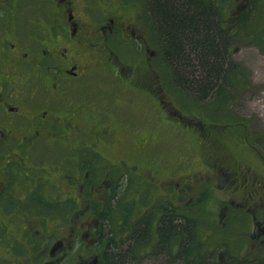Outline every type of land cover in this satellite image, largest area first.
Wrapping results in <instances>:
<instances>
[{
    "label": "flooded vegetation",
    "instance_id": "flooded-vegetation-1",
    "mask_svg": "<svg viewBox=\"0 0 264 264\" xmlns=\"http://www.w3.org/2000/svg\"><path fill=\"white\" fill-rule=\"evenodd\" d=\"M242 1L244 5L231 15L246 10L247 0ZM90 2L0 0V264H108L110 255L127 251L133 264L162 257L157 233L160 221L169 214L180 221L185 217L201 221L180 210L179 202L193 208L189 198H194L202 185L210 187L213 178L211 189L234 186L229 190L236 191L238 197L221 205L222 216L230 212L256 214L254 230L249 233L252 237L247 236L243 244L245 250L256 248L264 237V204L253 201L251 191L242 193L244 186L238 182L247 172L245 168L232 156L217 155L219 159H204L203 173L201 167L194 169L186 161H179L174 169L168 159L148 151L153 128L146 132L144 148L138 149L137 134L129 127L136 125L127 116L121 117L119 98L110 97L113 91L109 89L107 95L99 96L105 89L91 73L88 52L98 59L96 67L100 62L109 73L116 68V74L109 75L116 86L123 72L127 79L140 70L151 72L152 57L158 53L144 36H137L135 26L120 23L123 7L114 12ZM142 41L146 42L145 57L137 60L133 48ZM140 75L146 77V85L153 84L149 76ZM83 85L90 87L92 94L82 91ZM155 90L162 91L159 103L165 111L163 98L169 97L168 92L160 86ZM177 118L200 126V139L206 142L222 129L221 124ZM247 145L252 148L251 156L264 165L259 146ZM228 160L237 165L233 167ZM124 189L134 205L129 231L122 235L110 231L112 223L119 222L126 201V194L121 196ZM199 196L195 205L201 202ZM170 199H178V203ZM212 201L206 203L211 206ZM44 204L62 209L47 210ZM222 216L214 225L201 221L202 238L214 236L215 244H228L227 236L219 232H228L238 216L230 218L231 225L229 218L219 225ZM104 218L109 219L106 224ZM82 227L87 230L79 232ZM230 233L233 230L227 235ZM144 236L147 240L140 249ZM139 257L143 258L135 262Z\"/></svg>",
    "mask_w": 264,
    "mask_h": 264
},
{
    "label": "trees",
    "instance_id": "trees-1",
    "mask_svg": "<svg viewBox=\"0 0 264 264\" xmlns=\"http://www.w3.org/2000/svg\"><path fill=\"white\" fill-rule=\"evenodd\" d=\"M124 2L135 4L134 8L138 11L132 25L136 28V34L144 36L152 43L151 45L158 48L159 51L153 47L158 53L153 61L155 60L156 64L161 66V71L164 66L170 72L171 78L167 79L168 82L166 80V85L177 102L184 106L181 107L200 108L207 115L213 113L227 115L228 105L233 99V97H228L231 95L228 89L231 86L237 87L240 70H242L231 57V53L236 51L232 39L237 41L242 34L255 32L259 36L256 43L264 51V0H247L246 10L239 16L225 14L228 8L230 10L231 4L225 0H124ZM53 6L55 7V5ZM142 42V45L145 46L146 42ZM138 46L136 43L135 48L138 49ZM111 58H113L112 55ZM104 62L106 61L104 60ZM101 65L102 63L99 64V66ZM111 65L113 67V64ZM113 69L116 71L115 67ZM124 74L123 72L119 76L120 83L124 85L123 89H126L124 91L128 93L129 90H134L136 87H127V77ZM145 79L146 77H143V80ZM152 81L153 84L157 83L155 79ZM120 83L112 92L113 97H118ZM140 83L146 85L142 80ZM153 84L152 89L154 90ZM166 85L163 82L160 83V87L167 91ZM83 89L86 93L92 94L90 87L83 85L82 91ZM150 93L152 95V92ZM118 98L123 102L128 101L126 96ZM159 104L161 105V103ZM126 106L133 108L136 107V104L129 103ZM121 112L124 114L123 109ZM126 116L131 121L133 116H137V111L128 113ZM238 122L246 129L250 127L242 120ZM186 123L188 124V121ZM135 125V127L130 125L129 127H132L137 134V148L142 150L148 140L146 132L152 127H148L145 122L140 125L135 123ZM191 126V124L187 125L188 128ZM151 139L155 143L156 135L151 134ZM156 149L152 148L148 151L150 153L152 151V155H158ZM124 190L125 192L121 193V196L126 194V201L121 205L119 222L116 225L112 223L113 230L110 231L122 235L129 231L131 207L133 208L134 205L129 199L127 189ZM185 218L180 221L169 214L160 221L157 233L162 246L160 244L159 248H162L163 257L168 262L264 264V237L263 242H259L260 244L256 248L250 247L245 250L243 246L245 239L243 243H241L242 240L236 244L232 242L236 250H226L221 244H215L214 236L209 238L208 235L202 238L200 228L203 220L201 218H198L201 221L186 218L188 222L185 221ZM104 220L103 223L106 224L109 219L104 218ZM235 224L239 225V223ZM220 228L222 229V226ZM144 231L146 232V229ZM230 231L231 229H228V232L223 234H228ZM229 236H233V233H230ZM143 238V241H140L138 245L140 249L145 246L147 240L145 236ZM226 239L229 243V238L226 237ZM174 247L177 248V251L173 250ZM142 258H135V262ZM107 260L108 264H133V258L128 251L119 256L110 255Z\"/></svg>",
    "mask_w": 264,
    "mask_h": 264
},
{
    "label": "rangeland",
    "instance_id": "rangeland-1",
    "mask_svg": "<svg viewBox=\"0 0 264 264\" xmlns=\"http://www.w3.org/2000/svg\"><path fill=\"white\" fill-rule=\"evenodd\" d=\"M230 4L229 13H225L226 15L233 14L235 8H238L241 5H244V1L242 0H225ZM86 6L89 7L88 3H85ZM91 6L102 7L109 11L119 12L117 7L120 5L123 7V10L119 13L120 23L125 22L127 27L133 26L132 22L135 20L136 12L138 10L131 7V3H125L124 0H91ZM125 7H127L125 9ZM126 10V14L124 15V11ZM128 10V11H127ZM99 15V14H98ZM135 22V21H134ZM132 30V29H131ZM259 38L258 34L253 33H245L238 37L237 41L232 39L234 47L236 51L231 53L232 59L236 62L237 65L242 69L240 78L238 83L236 84V88L231 86L228 91H230L231 95L228 97H233L231 99L230 104L228 105L227 115L222 116L218 113H213L212 115H207L200 108H183L184 106L177 102L176 98L172 96L169 92L166 80L171 78L169 76V71L162 66L156 64L155 60L152 61V70L151 72L147 70H140L135 72L136 75L127 79L126 84L127 87H136L134 90H129L130 92H125L123 89L124 85L120 83V92L118 97L126 96L128 98L127 102L120 101V109L124 110V114H121V117H125L128 113H134L137 111V116H133L131 118L132 123H136L140 125L145 122L148 127H152V134L161 135L155 139V143H150L151 150L156 149L158 155H154L158 158L160 156L168 159V165L171 167H178L179 161H186L187 163H192L191 167L194 169H199L201 167V172L203 173L202 167L204 166V159H219L217 155H227L232 156L242 168H245L244 177L239 178V185L241 188L244 186V189L247 191H242V193H246L251 191V195L253 201L259 202V204H264V165L256 161L251 156V146L258 149L255 145L259 146V151L264 155V51L262 47L256 40ZM149 41V40H148ZM152 43L149 41L148 45L151 49H154L155 46L151 45ZM154 47V48H153ZM137 53L136 59H143L145 54L143 52V45L138 46L137 48H133ZM155 49L158 50L156 47ZM156 50V51H157ZM159 51V50H158ZM121 52L123 55L125 54V50L122 49ZM113 56V55H112ZM98 58V55H96ZM122 57V55H121ZM86 59L92 64V75L98 76L101 81L102 89H105L103 92H97L102 96L104 94L107 95V91L112 90L113 92L116 90V85H114L109 78L110 73L116 74V71L112 72L106 65L102 64L101 66H97L96 63L98 59H93L91 53L86 54ZM154 59V57H152ZM100 64V62H99ZM167 70V71H166ZM161 72V73H160ZM144 76H149L151 80L155 79L157 83L154 82V90L152 89V85L149 82V85H143L140 83V79L143 78L140 74ZM94 79V78H93ZM167 80V82H168ZM164 83L167 88V92L169 97L163 98L165 103V111L161 108L159 104V99L161 98L162 91L155 90L159 88L160 83ZM143 83L146 84V80H143ZM108 87V88H106ZM137 87H141L138 89ZM152 92V95L151 93ZM155 94V95H154ZM112 95H110L111 97ZM157 98H156V97ZM113 97V96H112ZM174 97V98H173ZM124 100V99H123ZM129 103L136 104V107L130 108L126 105ZM183 106V107H181ZM180 110L181 114L185 116V119H192L194 123H221L222 124L220 130L215 134L213 138H210L209 141H204L200 139V134L202 129L200 126L192 125L191 128L187 127V121L183 119L177 118L178 115L182 116L178 113H173L175 111ZM123 112V111H122ZM168 112V114H167ZM142 114V115H141ZM243 121L248 123L250 127L248 129L239 125L238 121ZM181 124L177 125L176 123ZM182 125H186L183 129ZM241 126V127H240ZM214 132V130H213ZM247 132V135H246ZM219 142V144L217 143ZM254 142V143H253ZM207 144V145H206ZM209 150V153L207 152ZM253 153V152H252ZM230 165L235 167L237 164L229 161ZM254 164V165H253ZM222 164L219 163V167L222 168ZM247 169H250L249 172ZM204 173H209L204 170ZM237 185V183H236ZM243 185V186H242ZM215 178L211 180V186L208 188H204L203 185L200 187L201 190L197 191V194L194 198H189L190 205L193 208H190L188 205H181L179 202L180 210L187 211L189 214L201 218L204 223L206 222L209 225L216 224L218 217L222 216L220 211L221 205H226L227 201L232 202L233 200L237 201L238 197L235 195L236 191L233 193L232 190L234 186H230L228 189H219L215 187ZM224 188V187H223ZM238 192V191H237ZM201 193H206L202 194ZM200 195V196H199ZM204 195V196H203ZM75 197V195H73ZM201 198V202L199 205H195V201L197 197ZM188 198H185L186 201ZM213 199L211 202L212 205L209 206L206 203V200L209 201ZM174 203H178V199H170ZM193 203V204H192ZM45 205V209L49 210L55 208L54 210H61L62 207L60 205ZM235 207V206H233ZM43 208V206H41ZM258 208L254 209L255 211ZM42 212L49 215L50 213L44 209H40ZM252 211V208L248 209ZM42 213V214H44ZM228 213V211H226ZM259 215V214H257ZM238 216V220L235 221L237 224H233L231 230H233V236H229L227 234H222L227 231L219 232L223 237L229 238V243L222 244L226 250H236L233 243H237L239 240H247L248 237H252V231L254 230L253 225L256 219V214H244L243 213H233L230 212L228 215L222 216L220 219L219 225L223 222L228 221V218L234 219V217ZM254 216V219H253ZM228 221L231 225L233 222ZM81 226V222L79 223ZM78 225V226H79ZM79 226V227H80ZM79 232H85L86 228H79ZM233 242V243H232ZM11 264V263H9ZM137 264H181V263H170L163 256H158L153 258L152 261L149 258L143 259L140 263Z\"/></svg>",
    "mask_w": 264,
    "mask_h": 264
}]
</instances>
